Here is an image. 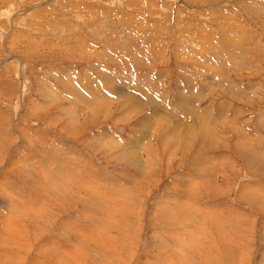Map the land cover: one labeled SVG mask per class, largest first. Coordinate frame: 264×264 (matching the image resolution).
I'll return each instance as SVG.
<instances>
[{
  "label": "rangeland",
  "instance_id": "obj_1",
  "mask_svg": "<svg viewBox=\"0 0 264 264\" xmlns=\"http://www.w3.org/2000/svg\"><path fill=\"white\" fill-rule=\"evenodd\" d=\"M144 77L151 83L148 90ZM88 90L100 99L87 109ZM263 139L264 0H0V183H5L0 184V204L22 198L13 212L26 229L21 239H29L28 244L19 239L25 245L18 253L22 256L12 260L4 254L0 264H32L37 250L46 254L52 242L71 245L69 264H146L152 259L145 255L144 242L155 239L162 225L161 214L152 218L156 200L164 203L171 194L180 195L178 187L191 176L204 179L208 171L214 172L212 184L201 180L187 186L196 194L188 200L198 207L208 203L214 214L223 210L224 201L235 212L244 210L248 221L237 212L245 223L242 230L228 233L238 241L246 260L242 264H264V197H257L264 196V176L260 163H247L252 152L237 146L245 144L264 162ZM123 148L139 152L142 165L149 155L153 173L131 198L135 211L127 228L123 225V243L115 231L110 236L114 240L107 248L122 254L115 260L104 248L100 254L89 249V240H95L98 250L95 232L105 224L95 232L90 228L94 224L86 214L94 204L86 181L106 185L107 192L120 186L131 190L137 184L131 177L137 175L117 157ZM196 153L208 161L200 164L193 159ZM217 159L222 160L216 165ZM55 170L71 171L74 177L66 193H56L61 187L48 183ZM81 186L85 189L75 190ZM120 213L113 215L117 221ZM208 213L198 214L205 218ZM191 219L197 218L185 217L182 225ZM72 220L85 225L88 239L81 246L63 239L66 230L60 223ZM181 233L186 240L188 235ZM9 242L6 249L13 246ZM219 252V264H239L232 263L235 255L226 245ZM190 259L201 264L196 255ZM41 260L46 261L43 255Z\"/></svg>",
  "mask_w": 264,
  "mask_h": 264
},
{
  "label": "bare ground",
  "instance_id": "obj_2",
  "mask_svg": "<svg viewBox=\"0 0 264 264\" xmlns=\"http://www.w3.org/2000/svg\"><path fill=\"white\" fill-rule=\"evenodd\" d=\"M219 49L221 50V48H218L217 51H220ZM214 53H216L215 50H214ZM219 55H221V54L219 53L218 56ZM229 55H231V54H229ZM139 69H142V67H139ZM121 78H119V79L122 80ZM133 79L134 78H132L130 80H133ZM143 79H145V81L147 82V84H144V88L143 89L144 90L145 89L148 90L150 88V84L151 83L148 84L149 81H148L147 78L144 77ZM124 82H126V81H124ZM89 83H91V82H89ZM87 85L90 86L89 84H87ZM86 92H87V90H86ZM88 93L90 94L89 98L91 100L88 99L86 101V103L84 102L85 103L84 104V107L85 108L88 105H90V104H94L95 103L94 101H96L97 99H100V98L96 97V95L91 90H88ZM194 95L195 94H193L192 97H194ZM98 96H100L99 93H98ZM101 98H103L102 95H101ZM187 100H188V102L190 101V99H187ZM97 104H98V102H97ZM87 109H88V107H87ZM206 115H208L207 116L208 119H212L209 113H207ZM77 119L78 118L74 117V122L75 123L78 122L79 119L78 120ZM83 121L81 123H83ZM199 121L202 124L203 123H207V119H199ZM77 125H78V123H77ZM207 127H209V124L207 125ZM139 131H140V129H139ZM203 133H205V132H203ZM200 134H201V132H200ZM244 139H245V141H247L248 143H250L248 141V140H250L248 135L244 136ZM259 139H261V138H259ZM200 140H201V138H200ZM206 140H207V138H206ZM198 141H199V139H198ZM259 141H261V140H259ZM168 142H170V141H168ZM133 146H135V145H133ZM202 146L206 147L205 144H202ZM237 146H238V148H240V150L251 151L252 152V154L250 156H248V158H247L246 161H247V163H248L249 166L250 165H253V164L255 165L257 163H260L261 166L260 167L258 166L260 168V175L264 176V169H263L264 162H261L260 161L261 158L256 154V151L253 150V149H251V148H250V150H248L249 147L248 146H245V144L242 145L241 142H238ZM205 149H207L209 151L211 150L208 147H206ZM148 150L147 151H143V156L146 153L147 154L149 153ZM199 150H201V149H199ZM119 156H120V158L122 160L127 161L131 165V167L134 169L133 170V173L135 175H137L136 177H133V176L131 177L132 178L131 181H133L134 183H137V184H135L133 186V188L131 190L128 191V186H125V189L124 190H123V187L120 186L117 189L114 188V190H109L107 192L105 190L106 187H107L106 185H105V187H103L105 189H103V188H100L101 186L99 187V186H97V184H95V183L93 184L91 182V180H90V182L88 180L86 181V185H88L87 186V189L91 190V193L89 194V198L93 200L92 203L94 204L93 212L92 213L87 212V214H86L89 224L90 223L94 224V225H90V228L91 229L93 228V230L94 229H99V227H103V225L105 224V226L103 228H101V230H98L97 232H95V230H94L95 237L96 238H100V239H97L98 244H99L98 250L95 249V247H97L96 244H94L95 243L94 242L95 240H89L92 243L91 244L92 247L89 248V249L90 250H94L96 252H99V251H101L104 248L103 249L104 253L110 255V257H113V255H114L115 256V260L116 259L117 260H121L122 254H121V250L120 249H119L120 251L119 250H116V251L112 252L111 250H109L111 246L109 248H107V244L109 243L110 240L113 239V237L110 238V236H112L113 232L115 231L116 233L115 232L114 233L116 234L117 237H119L118 239H120V244L123 243V240H124L123 237H124V235H123L122 231L123 230H126V229H124L123 225L126 226V228H127V225L129 223V221L127 222L128 217L131 216L130 214L133 213V211H135L134 206L133 207H130V204H132L131 198H132V196L135 193H138L139 186L141 184L147 183V180L146 179H148V180L150 179L149 175L152 172V169L149 168L150 167V164H152L151 159H149V155H146V157L143 158V160H144L143 161L144 162L143 165L138 162V160L141 159V154L139 152L138 153L135 152L134 149L126 150V149L123 148V150H121L120 153H118L117 157H119ZM193 157H192L193 159H196V158L200 159V160H198L199 163L200 162H204V161L207 160V158H206L207 156L202 157V155L201 156H198V154L197 155H194ZM69 158H71V157H69ZM210 158H213V156H210ZM217 160L218 161H217L216 165L220 162L219 160H222V159H217ZM196 161H197V159H196ZM192 164H193V162H192ZM193 165H195V164H193ZM194 168H195L196 172H198L197 171L198 170V167H195L194 166ZM43 173L44 172H42V174ZM46 175H44V176L47 177ZM213 175H214V172L208 171V173L205 175L204 179H197L198 177L191 176L193 178L192 181H189L185 186H182L181 185L180 187H178L180 195H176V194L175 195H172L171 194V200H169V201L167 200V202H164V203H163V199L162 198L156 200V201H159V202H157V204L159 203V205L157 206V204H156L154 207L152 206L156 210V212H155L156 214L155 215H152V218H153V221H154V220L157 219V214L158 213L161 214L160 219L158 218V222H161L162 223V225L159 227V229H160V231H161V229L163 231H161V232L160 231L154 232L155 233L154 234L155 235L154 237H155L156 240H158L157 241L158 243L155 242V239L153 237H151V236L147 237L146 241L144 242L145 243L144 244V247H146L144 249V251L146 250L145 251L146 252L145 255L146 254L149 255L151 257L150 259H152L151 261H149L148 259H146L144 261V262H146V264H193V263H191L192 262L191 259H194V258H191L190 259V254H191V257H193V255H196V257L198 258V260L200 261L201 264H210V262L215 263V264H219V260L217 261L216 258L220 254L219 249L221 247L224 248V245H226L230 250H232L233 251L232 253L235 255L234 259L232 260V263H234L236 261L239 262V264H242L241 262H243V261H244L243 263H245L246 260H244L245 259L244 256L241 254V252H239V249H238L239 246L237 247L235 245V242L237 243L238 241H235V239H233L232 236H231V235L234 234V231L236 230V228H239V229L241 228L240 230H242L243 227H241V226L245 225V223H243V222H241L239 220V216H238V213H237L238 211L244 212V213H240V214L241 215H244L243 218H247V221H248V217H246L245 211L244 210H241V209H238L237 212H235L224 201V202L221 203V206H220L221 208L219 207V209H223V210H218V213L217 214H214L215 213V209H212L211 206H206V205H208V203H205V206L198 207L197 204L192 203V202H190L188 200L190 198L189 195L192 194L194 187H187V186H189V185L190 186H193L194 182L200 183L201 180L203 181L202 183H204V181H205V182H207V185H211L212 184V180H213V177H212ZM71 176H72L71 171L63 172V171H57V170H55L54 172H52V174H51V172H49V177H48L49 180L48 181H50V182H48V183L49 184H53V186H55V187L58 185L59 187L62 188V189L59 188L60 190H55L56 193L59 194L63 190L66 193L67 192L66 186H68L69 182L70 183L73 182L70 179H73L74 177H71ZM187 177H188V175H187ZM97 179H98V177H97ZM66 180H69V181L66 182ZM0 184H3L4 185L5 183H2L1 182ZM107 184H109V183H107ZM171 184H173V183H171ZM109 186H110V184H109ZM115 186L116 185H114V187ZM243 186L246 188L249 185H247V184L244 183ZM50 188H51V186H50ZM83 188L85 189V187H82L81 186V187H77V189H75V190L76 191L79 190V189H82L83 190ZM107 189H109V188H107ZM240 190H241V187H240ZM85 192H87V190ZM177 192H175V193H177ZM242 192H245V190H242ZM139 193H140V191H139ZM192 195H195L196 196V194H194V193ZM5 196H4V198H6ZM168 197H170V196H167V198ZM257 197H261L262 198L264 196L261 195V196H257ZM184 198H185V200H183ZM12 199H14V198H12ZM12 199L10 197L8 199L6 198L4 204H0V258L2 259V257L4 256V254H6V255H8L7 257H10V259L13 260L14 257H16L15 255H17L20 252V250H22V248L25 247V245H24V247L21 245L22 243L19 244V239H21V237H24L23 234L24 235L26 234L25 233L26 232V229H23V228H21L19 226L20 224H18V221L21 220L20 214L19 213L18 214L17 213H14L15 211L13 210V208L16 209V207L18 206V202L22 198L19 197L16 200V202H13ZM261 203L264 204V199H263V201H261ZM262 207H263V205H262ZM202 210H207V211L212 212V213L211 214L208 213L207 214L208 216L205 215V218H202V216H199V214H198ZM118 211L121 212L120 214H123L122 216H120V218H119L120 220L119 221L116 220V217H115L116 215L113 216L116 212L119 213ZM21 214L24 215L23 213H21ZM127 214H129V215H127ZM188 214H190V215H188ZM223 214H225L226 216H222ZM188 216L189 217L191 216L192 218L196 217L197 219H196V221H193L191 219L192 220L191 222H189L186 225H182L183 223H186L187 222V221L185 222V217L188 220ZM81 217L83 218L82 215H81ZM200 217L202 219H200ZM124 219H126V221L123 223L122 221H124ZM203 219L205 220V223L203 222ZM174 221H177L178 223L174 224L175 223ZM219 221L223 225H228L226 227V229L221 228V225H220ZM151 223H152V221H151ZM263 223H264V220H263ZM263 223H262V229L264 230V224ZM60 224H61V228L62 227L65 228L64 229V232L66 230V233H63V234H66L67 237L66 238H63V239H67V242L69 244L72 243L73 246H75V245L76 246H81V244H82L81 241H84V240L88 239L87 237H84L83 236L84 234H87V232L82 231V228L85 227V225L82 224V222L80 223L78 221L76 223L75 221L72 220V221L62 222ZM205 226L207 227L208 230L205 229ZM86 227H88V225H86ZM245 227L246 226H244V229H245ZM247 228L245 229L246 231L249 230ZM231 229H232V231L234 230L232 232L233 234L232 233L230 234L231 231L228 233V230H231ZM61 230H63V229H61ZM170 230H171V232H170ZM21 231H23L24 233H21ZM172 231H174V232H172ZM181 231L183 233H186V235H188L186 237V240H184V239L181 240V237H180L181 234H182ZM94 232L92 233V231H91V234L94 235ZM98 232H101V233H99V237H97V235H96V234H98ZM199 232L201 234H198ZM237 233H238V231H237ZM209 235L212 236V239L211 240L205 237V236L209 237ZM240 235H242V233L239 234V236ZM216 236H218V237H216ZM225 237H228L229 238L230 241L228 243L225 242ZM235 237H237V236H235ZM21 240L25 241L26 244H28L29 239L25 238V239H21ZM8 241H10L9 243L11 244V246L13 244L12 248H10V249H6L7 246L5 247V244ZM239 243H240V240H239ZM50 245H51V246H49L50 249L48 250V252L46 254L43 253V250L41 249V247H40V249L37 250V255H36L34 261L32 262V264H43L44 262H45V264H56V263L60 264V262H61V264H65V263L66 264H69L68 263L69 262L68 259L71 256V252L69 250V247L71 245L70 246H67L66 244H63V243L62 244H55V242H52ZM241 245L242 244H240V246ZM14 246H15V248H14ZM43 246H44V244H43ZM243 246H244V244H243ZM119 247H121V246H119ZM144 247H142V248H144ZM61 251H64L65 255H61ZM182 253H185L186 260H183L182 259V257H183V254ZM99 254H100V252H99ZM41 255H43V258L46 261H42L41 260ZM18 256H22V255L18 254L17 257ZM245 256H246V253H245ZM17 257H16V259L19 258V257L18 258ZM187 258L190 259V260H188ZM47 259L49 261H47ZM17 261H20V260H17ZM138 262H140V259L138 260ZM4 263H6V262H4ZM108 263H110V262H108ZM120 263H124V262L123 261L122 262L120 261ZM227 264H230V263H227ZM234 264H237V263H234Z\"/></svg>",
  "mask_w": 264,
  "mask_h": 264
}]
</instances>
